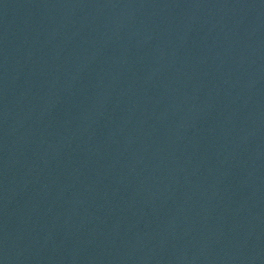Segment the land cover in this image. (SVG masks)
Instances as JSON below:
<instances>
[{
    "label": "water",
    "instance_id": "1",
    "mask_svg": "<svg viewBox=\"0 0 264 264\" xmlns=\"http://www.w3.org/2000/svg\"><path fill=\"white\" fill-rule=\"evenodd\" d=\"M0 264H264V0H0Z\"/></svg>",
    "mask_w": 264,
    "mask_h": 264
}]
</instances>
